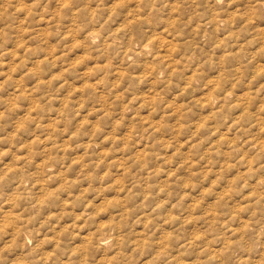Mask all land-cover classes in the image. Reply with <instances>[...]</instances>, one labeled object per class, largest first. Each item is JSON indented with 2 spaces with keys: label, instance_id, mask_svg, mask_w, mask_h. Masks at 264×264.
<instances>
[{
  "label": "clouds",
  "instance_id": "1",
  "mask_svg": "<svg viewBox=\"0 0 264 264\" xmlns=\"http://www.w3.org/2000/svg\"><path fill=\"white\" fill-rule=\"evenodd\" d=\"M0 264H264V0H0Z\"/></svg>",
  "mask_w": 264,
  "mask_h": 264
},
{
  "label": "rangeland",
  "instance_id": "2",
  "mask_svg": "<svg viewBox=\"0 0 264 264\" xmlns=\"http://www.w3.org/2000/svg\"><path fill=\"white\" fill-rule=\"evenodd\" d=\"M77 63H79V61H77Z\"/></svg>",
  "mask_w": 264,
  "mask_h": 264
}]
</instances>
